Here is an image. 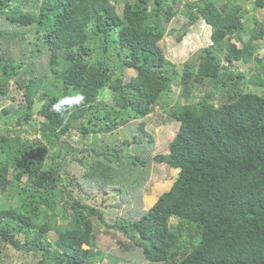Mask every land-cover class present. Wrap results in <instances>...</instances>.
Listing matches in <instances>:
<instances>
[{
  "label": "trees",
  "instance_id": "16d2710c",
  "mask_svg": "<svg viewBox=\"0 0 264 264\" xmlns=\"http://www.w3.org/2000/svg\"><path fill=\"white\" fill-rule=\"evenodd\" d=\"M177 13L184 26L203 19L211 28L210 43L180 70L158 44ZM250 19L243 0H0V105L12 84L23 94L0 108V264L4 245L32 254L21 264H264V56L256 41L264 16L258 30ZM30 30L25 57L11 55ZM125 68L136 72L127 81ZM174 87L183 101L157 109ZM151 119L178 123L164 153L146 149ZM125 125L132 140L99 151V134ZM72 129L76 142L91 143L74 147L65 138ZM129 143L143 149L119 167ZM64 150L94 152L89 176L63 170ZM153 161L177 172L146 207ZM133 170L140 190L128 186L121 203L97 204L92 179ZM115 232L127 246L104 256L97 239Z\"/></svg>",
  "mask_w": 264,
  "mask_h": 264
},
{
  "label": "rangeland",
  "instance_id": "374dc122",
  "mask_svg": "<svg viewBox=\"0 0 264 264\" xmlns=\"http://www.w3.org/2000/svg\"><path fill=\"white\" fill-rule=\"evenodd\" d=\"M245 3L246 8L248 9V13L252 11L255 15L254 21L250 19L248 21V26L252 29H259L260 24L263 22V16H264V7L257 8L256 10H252L251 2L252 0H243ZM118 10H121V5L117 6ZM186 18L182 16L180 13H177L173 19L167 24V32L164 34L161 40L158 41V44L160 45L163 54L165 57L172 62H174L177 65L178 70L181 69L182 64L186 61H194L197 60V55L199 52V49L206 46L210 43V32L211 28L203 19H198L194 24L192 25H185ZM185 28L186 32L183 36H181L180 39H178V35L181 33V31ZM32 34V31L30 30L24 38L19 40L17 42L16 46H13L14 49L12 50L9 48L10 54L20 57L25 52V49L27 46L26 42L28 37ZM258 43V50L257 54L259 57L264 56V38H259L256 40ZM238 45H240L239 41L237 42ZM27 57V56H26ZM43 60L36 59L34 61V65L38 66ZM38 64V65H37ZM254 62L251 63H242V62H235V66L237 68H240L242 70H247L248 66L254 65ZM34 67V66H33ZM35 68V67H34ZM36 70V71H35ZM35 72H41L40 68H35ZM255 68L253 69V71ZM135 70L133 68H125L124 69V79L127 81L132 75H135ZM208 84H205L203 86L198 87L199 90H204V87H207ZM254 87V86H253ZM255 88V87H254ZM181 89L180 87H174L173 91L170 93V95L166 97H162L160 102L161 104L158 106L157 109H161L163 106L166 105V107L169 104H172L173 102H176L177 100H182L180 97ZM22 90L17 88L15 84H12L9 96L6 97V99H3L1 102L0 108L4 106H8L9 108L15 106V102H17L20 98H22ZM101 96L105 99V102L108 104L112 103L111 97H110V90L106 88L104 91H102ZM14 98V102H13ZM183 101V100H182ZM38 106V105H37ZM37 117V114H35ZM38 118V117H37ZM39 119H42L40 117ZM143 120L142 118L136 119V124H138L139 121ZM135 124V122H133ZM135 124V125H136ZM135 125L132 126V128H135ZM178 127V123L174 120H165L162 121L161 124H158L155 122V119H151L148 121L146 130L149 132V134L153 137V144L147 145L150 143L144 142L143 145H147V150L153 149V154L157 152H166L167 149V143L168 141L173 137ZM131 128V129H132ZM130 128H128L127 125L122 127L121 129L116 130L113 134H106L103 138H99V136L96 139L97 145L100 147L99 151H103L104 149L101 148L103 143H114L115 141H121L129 136H131ZM29 135V134H25ZM141 137H145L142 133H140ZM65 138L70 141V143L77 148H84L83 146H88L90 142V139H87L83 143L76 142L78 136L77 132L75 130H71L68 134H66ZM90 138V137H89ZM132 137H129L130 140ZM141 145L137 144H131L129 143V146L124 149V158L120 159V166H123L124 164H128V162L131 164V156H134L135 154H139V150L143 149L141 148ZM94 155V152H92ZM91 152H85L80 153L78 151H65L62 153L61 157L64 158L62 161V168L64 171L68 172L70 175H76L79 178H84L87 175V172L91 169L90 162L93 161V157ZM96 156H100L99 154ZM95 157V156H94ZM97 159H101L100 157H95ZM81 159V160H79ZM127 162V163H125ZM113 165L114 163L111 162ZM128 164V165H130ZM135 166L131 165L130 168H134ZM139 168V167H137ZM136 168V169H137ZM133 174L129 175H123L118 177V179H115L113 177H110V175H102L103 179H107V182H105L103 179L99 180L96 179L91 181L90 185L93 187L94 191H92V195L96 197L97 204L103 207L104 204H107L110 206L111 204L115 205L118 202L121 203L122 200H124V196L126 195V192L128 191V186L132 189L135 187V190L142 187V182L144 179L141 178V175H135L136 172L133 170ZM132 172V171H131ZM176 170H168L164 167L163 164L156 163L155 161L151 162V172L149 175V179L147 180L145 186L143 187V197L145 206H150L153 203L154 195L156 193H159L171 184L172 179L176 175ZM118 176V175H117ZM119 179H122L120 181ZM123 183H128L127 185ZM103 187H107V191L102 190ZM75 195H77L76 192H74ZM136 196H138V193H136ZM131 197H135L133 194ZM103 199H105L103 201ZM92 204H95L94 201H92ZM50 238H54L55 234L53 231L50 232ZM128 243L127 238L122 235L119 232H115V236H111L108 234L103 233L100 235L97 239V248L100 249L104 256H106L107 253L110 252L111 249H116L117 247H124L126 248V244ZM3 253L5 255V258L2 259V264H21L23 261H29L32 257L31 253H25L19 250H16L12 248L9 245H4ZM114 254H120L118 251L114 252ZM126 255L131 254L125 253ZM103 256V257H104ZM105 258V257H104ZM136 263H141L140 261H134ZM145 262L148 263V261L145 260ZM1 263V262H0ZM102 264H106L102 260Z\"/></svg>",
  "mask_w": 264,
  "mask_h": 264
}]
</instances>
